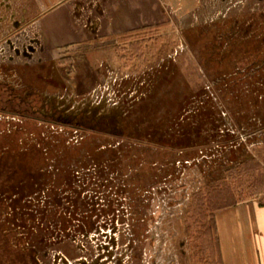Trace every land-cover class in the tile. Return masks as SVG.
Segmentation results:
<instances>
[{"label":"rangeland","instance_id":"374dc122","mask_svg":"<svg viewBox=\"0 0 264 264\" xmlns=\"http://www.w3.org/2000/svg\"><path fill=\"white\" fill-rule=\"evenodd\" d=\"M18 3L0 0V264H222L211 203L264 200L234 172L264 168V0L47 54Z\"/></svg>","mask_w":264,"mask_h":264},{"label":"crops","instance_id":"0c3cea01","mask_svg":"<svg viewBox=\"0 0 264 264\" xmlns=\"http://www.w3.org/2000/svg\"><path fill=\"white\" fill-rule=\"evenodd\" d=\"M203 0H19L28 6L22 35L45 54L95 46L191 15ZM222 264H264V200L215 213Z\"/></svg>","mask_w":264,"mask_h":264},{"label":"trees","instance_id":"16d2710c","mask_svg":"<svg viewBox=\"0 0 264 264\" xmlns=\"http://www.w3.org/2000/svg\"><path fill=\"white\" fill-rule=\"evenodd\" d=\"M144 30V29H142ZM142 30H138V31H142ZM134 32H137V31H134ZM133 33V32H131ZM127 34H130V33H127ZM3 95L7 96V93L4 92L1 94V87H0V109H1V99H3ZM5 96V97H6ZM13 103V102H12ZM12 103H10L9 105H13ZM259 171L258 174L261 175V180H259V183L262 184V182H264V168L255 160H249V161H246L244 162L239 168H237L236 170H234V172L236 173H250L252 171ZM226 200V201H225ZM223 202L222 205L220 206H217L216 203H211V208H213V211H219V210H222V209H226V208H229V207H233V206H236V202L234 201L233 197H228L227 199H225ZM210 205V204H209ZM211 211V210H210ZM214 214V213H213ZM210 215V223H211V226L213 225L214 226V215Z\"/></svg>","mask_w":264,"mask_h":264}]
</instances>
